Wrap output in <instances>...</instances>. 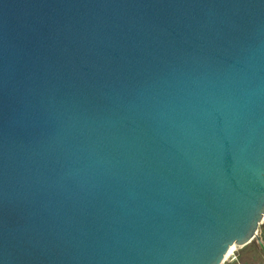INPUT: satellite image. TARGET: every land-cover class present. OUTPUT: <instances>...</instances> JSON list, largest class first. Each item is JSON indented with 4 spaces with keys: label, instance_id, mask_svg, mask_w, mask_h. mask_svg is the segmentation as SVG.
<instances>
[{
    "label": "water",
    "instance_id": "1",
    "mask_svg": "<svg viewBox=\"0 0 264 264\" xmlns=\"http://www.w3.org/2000/svg\"><path fill=\"white\" fill-rule=\"evenodd\" d=\"M263 222L264 0H0V264H222Z\"/></svg>",
    "mask_w": 264,
    "mask_h": 264
},
{
    "label": "crops",
    "instance_id": "2",
    "mask_svg": "<svg viewBox=\"0 0 264 264\" xmlns=\"http://www.w3.org/2000/svg\"><path fill=\"white\" fill-rule=\"evenodd\" d=\"M222 264H264V222L257 239L243 247H237Z\"/></svg>",
    "mask_w": 264,
    "mask_h": 264
},
{
    "label": "bare ground",
    "instance_id": "3",
    "mask_svg": "<svg viewBox=\"0 0 264 264\" xmlns=\"http://www.w3.org/2000/svg\"><path fill=\"white\" fill-rule=\"evenodd\" d=\"M232 251V250H231Z\"/></svg>",
    "mask_w": 264,
    "mask_h": 264
}]
</instances>
